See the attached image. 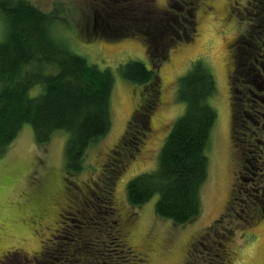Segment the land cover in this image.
<instances>
[{"label": "rangeland", "instance_id": "obj_1", "mask_svg": "<svg viewBox=\"0 0 264 264\" xmlns=\"http://www.w3.org/2000/svg\"><path fill=\"white\" fill-rule=\"evenodd\" d=\"M149 1L29 0L46 14L56 11L51 29L58 42L112 73L111 126L87 150L80 173L67 172L64 132L39 146L25 125L0 153V264H101L100 253L116 264H264V155L255 161L259 144L235 147L231 126L232 47L250 30L252 20L238 18L250 0ZM5 34L0 13V43ZM242 45L235 61L241 67L250 54ZM135 61L155 70L156 84L144 89L121 77L124 64ZM199 62L213 74L210 104L217 118L206 148L200 215L176 225L156 215L157 196L135 207L126 190L129 180L157 169L165 139L185 111L179 80ZM150 93L155 103L144 117L139 112ZM106 220L117 221L129 253H107L114 244L101 223ZM83 237L88 250L78 244Z\"/></svg>", "mask_w": 264, "mask_h": 264}, {"label": "trees", "instance_id": "obj_2", "mask_svg": "<svg viewBox=\"0 0 264 264\" xmlns=\"http://www.w3.org/2000/svg\"><path fill=\"white\" fill-rule=\"evenodd\" d=\"M0 13L6 21L0 43V153L25 125H31L39 146L50 142L53 133L64 132L68 134L67 172L80 173L87 150L110 129L113 75L91 66L53 37L51 26L59 19L56 11L46 14L29 0H0ZM121 77L144 89L157 82L155 70L136 61L124 64ZM39 86L40 95L32 97L30 91ZM215 91L213 74L204 63H196L180 78L177 96L185 111L165 139L157 169L127 183L129 204L141 207L157 196L156 215L176 225L190 223L200 215L199 191L208 172L206 148L217 118L210 104ZM147 95L139 112L144 117L155 103L153 94ZM137 126L141 134L146 132L142 123ZM101 223L113 237L114 251L106 247L107 253H129L114 228L116 221L114 225L107 220ZM77 241L86 250L91 248L87 238ZM100 255L101 264H116L112 256L104 259Z\"/></svg>", "mask_w": 264, "mask_h": 264}, {"label": "flooded vegetation", "instance_id": "obj_3", "mask_svg": "<svg viewBox=\"0 0 264 264\" xmlns=\"http://www.w3.org/2000/svg\"><path fill=\"white\" fill-rule=\"evenodd\" d=\"M148 3L150 5L151 1ZM248 6L251 8L245 7V11L238 18L242 20L247 17L248 21L252 20L248 25L250 30L247 34L237 37V41L232 47L233 68L229 77L233 116L231 126L232 133L236 134L234 135L236 138L235 147L236 144L241 147H245V145L255 147L256 144L261 146L254 153L255 161L258 160L261 163L264 155V0H250ZM243 43L247 44L250 54L244 58L245 63L241 67L235 61L241 50H244L241 49ZM247 151L249 150H244V156ZM245 160L241 159V163H246ZM242 174L250 177V168L243 166ZM259 181L260 185L261 180ZM261 186L264 188V181ZM262 187L259 189L264 191ZM117 234L120 239L125 238L121 232ZM126 249L131 250L128 246ZM26 259L29 260L27 257ZM212 261L216 262L217 260Z\"/></svg>", "mask_w": 264, "mask_h": 264}]
</instances>
